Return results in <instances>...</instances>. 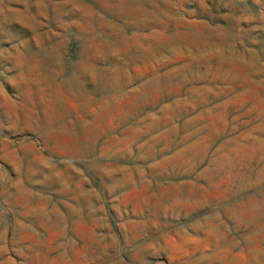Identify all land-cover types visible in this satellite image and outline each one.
Returning a JSON list of instances; mask_svg holds the SVG:
<instances>
[{
    "label": "rangeland",
    "instance_id": "1",
    "mask_svg": "<svg viewBox=\"0 0 264 264\" xmlns=\"http://www.w3.org/2000/svg\"><path fill=\"white\" fill-rule=\"evenodd\" d=\"M0 264H264V0H0Z\"/></svg>",
    "mask_w": 264,
    "mask_h": 264
}]
</instances>
